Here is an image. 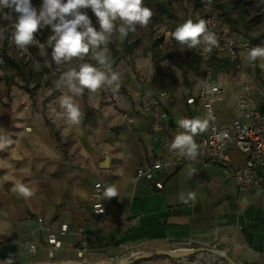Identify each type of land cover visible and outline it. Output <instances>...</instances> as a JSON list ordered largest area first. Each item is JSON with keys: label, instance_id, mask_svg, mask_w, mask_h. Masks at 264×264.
<instances>
[{"label": "crops", "instance_id": "obj_1", "mask_svg": "<svg viewBox=\"0 0 264 264\" xmlns=\"http://www.w3.org/2000/svg\"><path fill=\"white\" fill-rule=\"evenodd\" d=\"M112 50L124 97L113 106L103 89H85L76 98L85 116L74 127L58 116L59 97L67 90L55 87L61 74L55 65L32 74L30 80L17 71H0V128L15 140L0 150V261L11 255L13 264H113L127 243L138 255L209 249L232 264H264V191L239 192L216 163L157 169L152 179L133 181L138 168L157 166L168 157L159 137L153 138L152 117L142 111L144 94L171 93L174 105L168 121L174 125V136L182 131L178 119L194 117V106L185 100L196 94L201 76L195 89H185L176 63L167 57L148 49L127 57ZM250 62L246 52H239L236 68L224 63L216 71L225 84V93L214 104L219 123L236 117L235 70L252 76L253 101L264 113V94L259 91L264 87V61H255L254 70L248 69ZM123 111L133 116L131 126L122 118ZM206 133L207 129L196 135V143ZM228 152L234 165L243 164L239 150L230 146ZM192 169L196 173L190 177ZM16 180L33 187L35 195L25 200L13 193ZM97 181L104 189L115 185L118 193L106 199L102 216L93 213L89 196ZM189 192L196 194L195 201L182 202L180 196L186 198ZM38 218L51 229L68 226L52 258L45 252L46 231ZM79 229L92 234L81 258L75 251ZM31 243L37 247L35 255L28 252ZM126 262L184 264L164 254L134 256Z\"/></svg>", "mask_w": 264, "mask_h": 264}, {"label": "clouds", "instance_id": "obj_2", "mask_svg": "<svg viewBox=\"0 0 264 264\" xmlns=\"http://www.w3.org/2000/svg\"><path fill=\"white\" fill-rule=\"evenodd\" d=\"M210 6L212 0H205ZM89 11L95 16L98 28L93 24ZM154 12L144 5V0H40L39 5L33 0H0V19L8 23L0 25V40L9 39L22 53H29V48H38L40 61L33 62V68L39 72L42 68L53 65L60 71L55 87L66 89L59 97V118L69 127L81 125L85 113L81 111L76 98L83 95L85 89L90 93L98 90L118 92L122 76L114 70V59L111 56L109 43L113 36L123 43L137 27L145 28L152 22ZM210 20L187 19L179 24L171 33V38L186 49L202 47L204 54L211 53L218 46V37L209 25ZM46 27H50L51 35L45 43L36 37ZM6 33H10L6 37ZM51 48L48 59L47 49ZM96 63L84 62L89 57ZM250 61H264V44L256 45L248 50ZM80 63L73 66V61ZM167 63V61H165ZM211 114L207 117L180 118L176 125L182 131L175 132L170 142V150L190 160L199 154V146L195 136L203 133L209 125ZM15 140L8 132L0 128V150L13 145ZM196 173L190 170L189 176ZM99 187V186H98ZM25 200L35 195V189L20 180H16L10 189ZM115 185H109L103 192L104 199L117 197ZM182 202L195 201L196 194L189 192L187 197L180 196ZM0 264H13L10 255Z\"/></svg>", "mask_w": 264, "mask_h": 264}, {"label": "built area", "instance_id": "obj_3", "mask_svg": "<svg viewBox=\"0 0 264 264\" xmlns=\"http://www.w3.org/2000/svg\"><path fill=\"white\" fill-rule=\"evenodd\" d=\"M261 7L264 10V2H261ZM200 19L211 21L209 27L217 34L218 46L214 47L212 52L208 54L202 52V47L196 49L197 59L201 64L200 84L196 94L187 97L185 100L186 104L194 106V117H207L209 113L211 114L207 133L197 142L199 154L195 160H190L170 150L169 145L174 132V125L168 121V116L174 105V98L171 93L167 90H160L157 93H145L142 101V111L152 117L155 133L153 138L159 137L162 146L168 150V157L160 161L157 166L138 168L133 181L135 182L141 177L152 179L153 172L157 169H176L190 162H196L205 167L216 163L222 177L232 183L239 192H262L264 191V113H261L255 107L253 101L252 76L250 74L242 76L238 73V70H235L233 82L239 88L234 104L236 117L230 121L219 123L214 104L225 93V84L223 79L216 75L212 65L215 64L220 67L227 63L236 68L239 52L248 53L250 48L264 44V28H261L259 32L250 33L248 39H240L228 30L227 24L219 14L208 13ZM8 26L10 27V23ZM45 30L48 36L52 34L50 27H46ZM5 35L7 37L10 33ZM256 37H258V40L253 42L251 39ZM36 38L40 41L38 36ZM2 42H5L11 50L22 53L7 38L0 40V48ZM46 51L48 59H50L51 51L48 49ZM23 54L30 56L28 53ZM80 62L74 60L73 65ZM84 62L96 63L90 56L86 57ZM3 64L4 56L0 53V71ZM248 69H255L253 61L248 65ZM103 91L107 101L113 106L120 104L124 97L122 82L116 93L105 89ZM259 91L264 94V87L260 88ZM121 116L129 126L132 125L133 116L131 113L123 111ZM230 146H234L244 155L242 165H234L231 162L228 152ZM155 186L161 188L160 183H155ZM104 190L102 183L99 181L95 182L90 190L91 208L97 216H102L106 210V199L103 197ZM37 222L40 228L46 231L45 252L48 257L52 258L54 250L59 248V237L68 233V226L61 224L57 229H51L43 224L41 218H38ZM76 234L81 236L79 246L75 248L77 257L81 258L82 253L87 250V243L92 238V234L84 232L83 229L77 230ZM122 247V254L113 260V264L126 262L140 253L133 250L127 243L123 244ZM187 250V248H184L181 251ZM28 252L32 255L37 254L36 245L29 244ZM188 258L179 257V260L184 264H232L223 259L220 254L214 252H200L191 256L192 260ZM68 264H71V262H68Z\"/></svg>", "mask_w": 264, "mask_h": 264}, {"label": "rangeland", "instance_id": "obj_4", "mask_svg": "<svg viewBox=\"0 0 264 264\" xmlns=\"http://www.w3.org/2000/svg\"><path fill=\"white\" fill-rule=\"evenodd\" d=\"M218 2H221L227 11L222 10ZM261 2H264V0H212L211 5L206 6L205 0H171L173 8L172 18L167 15H158L153 5L144 2V5L151 8L154 12L152 22L145 28L137 27L136 32L130 33L123 43L116 36H113L112 42L109 43L108 47L110 51L115 49V54L124 55L125 57L135 54L136 51L152 50V52H157L159 57H167L174 61L178 70L179 66L185 62L186 54H189L193 60V66L188 71V82H183V84L185 89L193 90L196 88L201 76V64L197 59L196 49H186L185 46L180 45L171 38V33L179 24L187 20L188 16L194 19L208 13H216L220 15L227 14L226 16L233 19L239 9L244 11L247 18H255L253 24L250 26L249 33L259 32L261 28H264V10H262ZM33 3L39 5L40 0H33ZM89 14H91V18L96 20L90 11ZM6 23L8 22L0 19V25H5ZM93 24L98 28L96 21ZM164 39H166V43H164ZM112 51L114 52V50ZM29 52L31 55L27 56L26 54L15 52L9 47L2 48L1 53L5 57L3 70L9 72L17 71L18 74L21 73L28 76V80L32 79V74L37 72L33 68L34 60L40 61L43 64V58L39 56V51L35 50V48L29 50ZM45 69L48 70L49 68L44 67L39 72ZM189 260H192V258L190 257Z\"/></svg>", "mask_w": 264, "mask_h": 264}, {"label": "trees", "instance_id": "obj_5", "mask_svg": "<svg viewBox=\"0 0 264 264\" xmlns=\"http://www.w3.org/2000/svg\"><path fill=\"white\" fill-rule=\"evenodd\" d=\"M144 2L147 4L153 5L155 7L158 15H167L170 18L173 17V8L171 5V0H144ZM218 5L222 10L224 9V11H227L221 2H218ZM89 15H90V17H92L91 14H89ZM226 15L227 14H225V15L223 14L220 16H222V18L224 19V22L227 24L228 30L235 37L240 38V39L250 38L249 30L251 29L250 26L254 22V19H255L254 17L247 18L242 9L238 10L236 16L233 19H230ZM201 17H197V18H194L192 20L195 22V21H198ZM188 19H191V18L188 16ZM92 21L95 22L96 20H94V18H92ZM37 36L39 37V39L42 43H45L47 38H48V35H47L45 29H43ZM251 40L253 42H256L258 40V37L252 38ZM5 47H7L6 43L2 42L0 53L2 51V48H5ZM32 48H35V50H37V48L35 46L30 47L29 50H32ZM48 50L51 51V48H48ZM126 51H127V49H126ZM196 56H197V54H196ZM114 64H113V68L115 67ZM3 66H4V64H3ZM3 66H2V69L4 68ZM192 66H193V60L191 59L189 54H186L185 62L179 66L181 78H182L183 82H185V83L188 82V71L192 68ZM212 66H213V69L215 71H220L223 67V66L219 67L215 64H213ZM158 74H162V75L166 76V74L164 72H158Z\"/></svg>", "mask_w": 264, "mask_h": 264}, {"label": "water", "instance_id": "obj_6", "mask_svg": "<svg viewBox=\"0 0 264 264\" xmlns=\"http://www.w3.org/2000/svg\"><path fill=\"white\" fill-rule=\"evenodd\" d=\"M200 252H212V250H209V249H193V250H187L184 252H182V251H175V252L158 251V252H153V253L149 252V253L137 255V256H135V258L146 257V256H150L153 254H164V255L172 256V257H188V256H193V255L200 253ZM73 263L71 262V264H73ZM49 264H52V263H49ZM78 264H80V263H78ZM121 264H127V262H123Z\"/></svg>", "mask_w": 264, "mask_h": 264}]
</instances>
